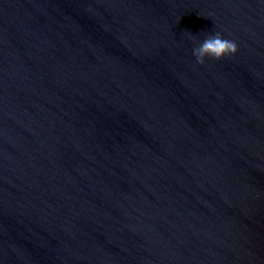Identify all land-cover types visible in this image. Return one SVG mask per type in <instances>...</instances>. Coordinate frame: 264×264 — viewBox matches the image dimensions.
Wrapping results in <instances>:
<instances>
[{"label":"water","instance_id":"1","mask_svg":"<svg viewBox=\"0 0 264 264\" xmlns=\"http://www.w3.org/2000/svg\"><path fill=\"white\" fill-rule=\"evenodd\" d=\"M0 264H264V0H0Z\"/></svg>","mask_w":264,"mask_h":264},{"label":"clouds","instance_id":"2","mask_svg":"<svg viewBox=\"0 0 264 264\" xmlns=\"http://www.w3.org/2000/svg\"><path fill=\"white\" fill-rule=\"evenodd\" d=\"M237 45L228 39H225L221 33L208 36L198 47L193 49L197 62L203 64L205 58L210 57L220 60L226 56L237 53Z\"/></svg>","mask_w":264,"mask_h":264}]
</instances>
